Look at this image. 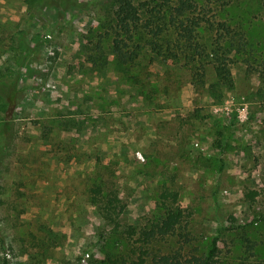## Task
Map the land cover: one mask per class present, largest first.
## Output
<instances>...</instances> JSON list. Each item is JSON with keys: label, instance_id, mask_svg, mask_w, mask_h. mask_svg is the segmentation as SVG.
<instances>
[{"label": "rangeland", "instance_id": "obj_1", "mask_svg": "<svg viewBox=\"0 0 264 264\" xmlns=\"http://www.w3.org/2000/svg\"><path fill=\"white\" fill-rule=\"evenodd\" d=\"M43 1L0 0V67L5 79L20 78L21 87L8 110L14 138L0 154V264L3 255L9 264H28L18 238L41 237L44 226L59 234L45 264H77L80 256L82 264L133 262L120 261L124 246L101 236L107 227L87 200L86 172L100 160L121 187L124 222H146L164 184L174 180L180 203L193 212L191 247H208L221 230L222 254L239 261L233 238L243 242V232L223 226L264 214V0H232L228 8L232 23L259 45L250 63L241 57L231 64L234 85L223 89L221 101L208 89L213 72L197 86L188 68L173 64L167 73L160 58L150 64L154 99L141 97L111 67L99 72L87 60L89 28L109 1ZM151 57L146 51L140 60ZM87 114L102 118L98 125L85 120L81 133L75 122ZM230 120L223 148L221 130ZM5 142L0 135V145ZM249 190H257L255 201ZM248 230L264 256V221Z\"/></svg>", "mask_w": 264, "mask_h": 264}, {"label": "trees", "instance_id": "obj_2", "mask_svg": "<svg viewBox=\"0 0 264 264\" xmlns=\"http://www.w3.org/2000/svg\"><path fill=\"white\" fill-rule=\"evenodd\" d=\"M51 1L55 3L54 0H44L43 4L47 5ZM107 1L109 3L103 16L98 19L96 26L89 28L88 42L85 44L87 60L99 72L111 67L117 79L130 84L138 95H144L151 101L156 89L150 64L157 58L166 62L164 71L167 73L172 72L173 64L188 68L197 86L205 85L208 73L213 72L215 79L209 82L208 89L212 96L221 101L224 91L234 85L231 64L241 57L250 63L249 57L257 53L259 43L251 41L247 36L248 30L234 25L227 15L232 0H221L219 4V0ZM205 32L208 36H205ZM146 51L152 53V57L143 63L140 59ZM262 62L264 70V59ZM4 75L0 67V135L6 141L0 145V154L7 151L14 138L13 117L8 114V110L17 105L21 93L20 78L9 81ZM80 111L81 114L85 113L81 108ZM191 117L188 116L184 123H189ZM101 118L95 119L87 114L78 118L76 128L83 133L87 122L93 121L98 125L96 121ZM67 120L69 124L71 118ZM233 124L234 121L230 120L221 130L219 142L223 148ZM50 149H54L53 142ZM57 151L61 152L59 149ZM68 153L70 162L72 155ZM219 167L221 169L222 165ZM174 183L173 180L170 186L164 184L156 202V211L146 222L128 223L122 220L125 200L121 196L115 172L109 165H103L102 160L94 165L92 171L86 172L84 190L88 194L87 200L92 202L107 227V231H101V236L106 241L124 246L117 256L120 261H127L129 257L133 261L129 264H264L263 254L256 252L254 240L257 234L248 230L256 220L264 221V214L258 213L250 220L223 226L229 233L236 230L243 232V242L240 238H233L235 251L240 252L239 261L222 254L219 246V239L223 235L221 230L208 247H191L193 238L189 224L193 212L180 203V191ZM257 194V190H249L247 196L255 201ZM44 231L46 233L41 237L30 234V238L27 235L18 238L23 251L28 254V264H45L58 244V233L45 226ZM106 234L108 237H104ZM80 258L78 263L82 264ZM1 264H9L5 255L1 258ZM85 264L105 262L95 259Z\"/></svg>", "mask_w": 264, "mask_h": 264}, {"label": "built area", "instance_id": "obj_3", "mask_svg": "<svg viewBox=\"0 0 264 264\" xmlns=\"http://www.w3.org/2000/svg\"><path fill=\"white\" fill-rule=\"evenodd\" d=\"M89 256V254L86 255V258ZM83 260H85V258H83Z\"/></svg>", "mask_w": 264, "mask_h": 264}]
</instances>
